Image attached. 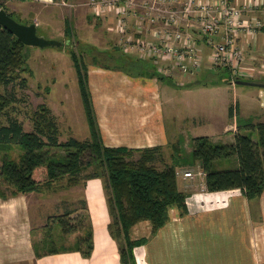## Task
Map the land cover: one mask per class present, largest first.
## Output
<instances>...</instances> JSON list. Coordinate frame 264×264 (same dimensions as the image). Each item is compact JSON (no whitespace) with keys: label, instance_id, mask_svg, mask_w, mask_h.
Returning <instances> with one entry per match:
<instances>
[{"label":"crops","instance_id":"0c3cea01","mask_svg":"<svg viewBox=\"0 0 264 264\" xmlns=\"http://www.w3.org/2000/svg\"><path fill=\"white\" fill-rule=\"evenodd\" d=\"M37 1L46 5L61 4L59 0ZM260 15L263 17L264 13ZM97 19L88 25V30L90 33L92 31V37L99 35L101 47L98 48L103 52H108L111 46L119 49L117 39L113 44L110 31L106 30L109 29L110 19ZM84 43L92 44L89 41ZM119 51L124 56L137 58ZM243 63L255 69L251 78L264 80V27L255 38H248L244 42ZM204 67L196 75L209 73L210 69ZM155 71L157 74L153 72V77L146 82L115 66L100 64L87 67L93 106L106 145L133 148L159 145L166 151L165 163L171 162L166 159L167 151L175 144L180 146L182 158L177 170L181 174L177 177L179 188L190 195L188 210L182 214L178 207H171L168 221L155 233L150 232L149 221L139 222L132 228L133 237L146 236V241L134 248L137 263L264 264V191L256 199L250 200L238 188L209 191L205 178L184 175L185 171L196 172L200 168L199 161H194L191 155L194 137L204 135L216 143H232L236 133L243 132L246 123L264 122V86L241 89L245 97L240 101L238 94L235 98L238 83L232 82L230 77L214 78L215 84H218L215 93L219 102L207 98L200 103L191 102L194 114L200 118L197 127H202L203 134L194 135L191 140L187 138L184 153V128L183 122L179 121L184 117L180 115L178 104L183 97L181 91L189 93L195 84L184 87V82L176 84L174 80H169L168 77L174 75ZM175 76L180 80L185 78L181 72ZM213 76L215 74L211 73L207 78ZM195 81L200 80L196 78ZM223 81L228 85L224 86ZM192 82L188 81V84ZM230 88L234 90L233 100L226 92L229 93ZM231 107L233 114H230ZM169 115L176 116L172 124L168 121ZM238 166L236 156L217 163L219 169ZM28 194L0 196V264H122L120 244L109 228L112 218L102 177L85 180L83 200L86 209L78 210L79 213H87L92 231L93 244L87 256L78 249L36 255ZM76 215L77 211L71 217ZM79 234L82 232L75 231L70 236L76 239Z\"/></svg>","mask_w":264,"mask_h":264},{"label":"trees","instance_id":"16d2710c","mask_svg":"<svg viewBox=\"0 0 264 264\" xmlns=\"http://www.w3.org/2000/svg\"><path fill=\"white\" fill-rule=\"evenodd\" d=\"M3 7L4 3L0 2V8ZM8 13L12 16V12ZM66 34L73 35L69 21L66 22ZM24 45L26 44L0 22V115L16 100V84L27 86L26 77H21V72L26 70L24 64L27 60L22 54ZM71 57L78 74L90 136L85 140L70 137L66 141H60L57 117L48 105L41 104L34 112L33 129L29 131L25 130L18 117L10 116L8 123L0 125V146L17 144L22 153L19 160L9 155L3 157L0 180L10 192L0 190V196L5 198L39 191L44 184H50L64 176L80 178L91 168V172L85 176L86 180L93 177H103L105 180L112 218L109 228L120 244L121 262L138 264L134 248L145 242L146 238L134 241L131 237L132 228L139 222L149 221L152 233H155L168 221L171 207H178L182 214L187 212L186 193L179 188L177 177V168L182 158L180 146L174 145L170 163L159 166L158 155L162 154V147L159 145L143 148L106 145L93 106L87 67L82 66L78 53L73 49ZM118 68L129 71L125 65ZM239 79L264 82L263 79ZM1 88L5 91L2 92ZM230 114H233V107ZM244 126L257 131L258 139L242 132L236 133L232 143H216L208 136H197L192 139L191 155L194 161H199L205 172L207 190L238 188L250 200H254L264 191V122H250ZM55 147L62 152L52 151ZM135 154L139 156L136 157ZM87 156L90 159L85 162ZM233 156L239 162L237 168L217 167L219 160ZM79 209H86L85 200ZM79 209L67 211L66 215L71 216ZM70 218L73 222L62 220L63 232L69 234L80 231L82 234L77 237V244L64 249H78L87 256L93 244L88 215L78 213ZM85 220L87 224L84 223ZM34 247L37 256L63 250L50 248L42 252L36 245Z\"/></svg>","mask_w":264,"mask_h":264},{"label":"rangeland","instance_id":"374dc122","mask_svg":"<svg viewBox=\"0 0 264 264\" xmlns=\"http://www.w3.org/2000/svg\"><path fill=\"white\" fill-rule=\"evenodd\" d=\"M64 1L67 4H63V0H59L61 2L60 5H46L37 0L34 2H26V0H0V2H3L7 6L8 11L14 12L12 14L13 18L18 22L29 24L30 22L37 23V20H39L38 33L40 35L48 39L62 41L61 46L39 47L36 45H24L22 47V54L26 56L27 60L24 64L26 70L21 72V77H26L27 86L22 87L20 84H16L14 87L16 100L0 115V125L8 123L10 116H15L23 122L25 130H32L33 119L35 117L34 112L40 108L41 104H44L45 106L49 105L57 117L56 119L60 128V141H66L70 137L85 140L90 134L89 124L81 97L78 74L71 57V50L73 49L78 53L82 66L88 67V65L101 64L118 68L121 65H125L129 72L140 81L147 82L149 78L153 77L155 66L149 60L140 58L133 60L130 57L124 56L118 48L112 46L108 52L100 50L99 35L96 34L95 37H92V31L90 33L88 30V25L98 20L99 16L91 12V9L86 5L87 0ZM67 21H69L72 27V36L66 34ZM106 30L110 31L108 28ZM110 37L114 44L115 33L110 31ZM84 41H89L94 46L86 44ZM204 66V68L208 67L210 69L209 73L203 72L200 75H196L197 72L195 74H184L185 78L180 80L175 76L177 71H174L172 74L174 76L168 77L169 80H174L176 84L184 82V87L195 84L189 93L181 91L183 97L181 103L178 104L181 111L180 115L184 117L183 119L179 116L181 118L179 121L183 122L182 127L184 128L182 140L184 153H186L187 138L190 139L194 135L203 134L202 127H197V122L200 121V118L194 114L191 102L200 103L205 98L219 102V97L215 93V87L218 84H215L214 78L227 79L230 75L229 70L225 68H211L207 63ZM211 73L215 74V76L208 79L207 76ZM196 78L200 81H195ZM188 81L193 82L188 84ZM221 83L224 86L228 85L225 81ZM241 89H254V85H238L235 98L237 99L238 94V99L243 101L245 94L243 95ZM1 91L4 92L5 90L1 88ZM226 92L229 98L233 100L234 90L230 88L229 93L227 90ZM173 112L175 115L174 109ZM174 117L176 118V116L169 115L168 121L170 124H172L171 122H173ZM242 133L251 134L255 140L258 139V134L255 130L244 127ZM174 147L172 146L167 151V160H171L172 154L170 155V153H173ZM52 151H56L57 153L62 152L58 147L52 148ZM21 153L22 149L17 144L0 146V165L5 155L19 160ZM165 153L166 151L162 150V154L158 155L159 161H157V164L159 166L165 164ZM135 155L136 157L139 156V154ZM89 159L90 157L87 156L85 162ZM90 172L91 168H88L80 178L70 175L64 176L50 184H44L39 191H33L28 194L34 229V243L40 251L43 252L50 248L64 249L77 244L76 240L78 238L71 237V233H64L61 223L64 219L73 220L70 218L71 216L66 215L67 211H73L82 206L84 196L83 184L86 180L85 176ZM201 177L205 178L204 176ZM0 188L5 193L10 192L9 190L7 191L8 188L1 180ZM189 197L190 195L186 193L185 203L187 210ZM84 223L87 224L86 220ZM150 232H152V225ZM131 237L134 241H141L146 236L136 238L131 234Z\"/></svg>","mask_w":264,"mask_h":264},{"label":"built area","instance_id":"2783aa9c","mask_svg":"<svg viewBox=\"0 0 264 264\" xmlns=\"http://www.w3.org/2000/svg\"><path fill=\"white\" fill-rule=\"evenodd\" d=\"M86 5L110 19L109 30L124 54L151 61L160 73L195 74L207 63L229 70L234 83L254 76L255 69L243 63L244 42L264 27V0H87Z\"/></svg>","mask_w":264,"mask_h":264},{"label":"water","instance_id":"95a60500","mask_svg":"<svg viewBox=\"0 0 264 264\" xmlns=\"http://www.w3.org/2000/svg\"><path fill=\"white\" fill-rule=\"evenodd\" d=\"M1 24L12 31L26 45H36L39 47L61 46L62 41L57 39H48L38 33V25L36 22L23 24L15 20L4 8H0ZM238 84H247L254 86H264L263 81H255L248 79H236Z\"/></svg>","mask_w":264,"mask_h":264}]
</instances>
